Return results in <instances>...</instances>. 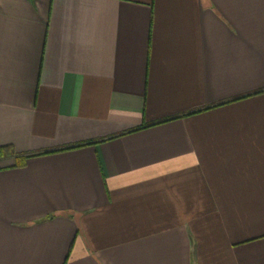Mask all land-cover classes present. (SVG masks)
Masks as SVG:
<instances>
[{
    "label": "crops",
    "instance_id": "crops-1",
    "mask_svg": "<svg viewBox=\"0 0 264 264\" xmlns=\"http://www.w3.org/2000/svg\"><path fill=\"white\" fill-rule=\"evenodd\" d=\"M4 146L0 264H264V0H0Z\"/></svg>",
    "mask_w": 264,
    "mask_h": 264
},
{
    "label": "trees",
    "instance_id": "trees-1",
    "mask_svg": "<svg viewBox=\"0 0 264 264\" xmlns=\"http://www.w3.org/2000/svg\"><path fill=\"white\" fill-rule=\"evenodd\" d=\"M49 153V152H47ZM47 153H41V154H35V155H28V156H23V157H16V163L13 167H24L26 165V161L31 158V157H35V156H40V155H44ZM52 153V152H50ZM14 156V151L12 150L11 147L9 146H4V147H0V160L2 159H6L9 157H13ZM69 215V214H67ZM70 216V215H69Z\"/></svg>",
    "mask_w": 264,
    "mask_h": 264
}]
</instances>
